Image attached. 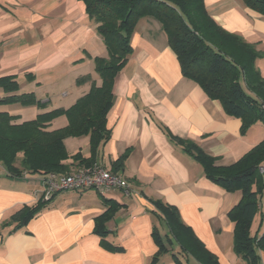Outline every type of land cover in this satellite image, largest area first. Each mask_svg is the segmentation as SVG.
Here are the masks:
<instances>
[{
  "label": "crops",
  "instance_id": "1",
  "mask_svg": "<svg viewBox=\"0 0 264 264\" xmlns=\"http://www.w3.org/2000/svg\"><path fill=\"white\" fill-rule=\"evenodd\" d=\"M203 2L217 25L254 47V67L264 79V16L242 0ZM130 46L132 53L112 86V107L106 116L109 140L99 146L91 165L110 170L111 162L129 150L116 174L128 183L130 194L115 188L103 193L62 191L16 229L2 222L20 206L42 199V177H8L2 167L0 264H150L158 248L155 234L166 250L158 264H176V258L199 264L181 252L154 202L175 207L181 222L218 264H244L233 252V224L228 218L241 200L240 190L225 191L206 178L200 164L172 138L194 143L216 166L224 167L264 141V124L257 121L242 133L240 119L228 116L182 74L157 20L139 19ZM106 56L81 1L0 0V77L15 76L20 90L30 89L42 103L61 89L66 105L56 108H69L90 89V82L76 85L77 78L89 75L99 85L93 58ZM65 125L66 119L59 117L49 129ZM64 144L69 155L90 154L87 136L67 138ZM263 200L264 191L250 228L258 237L264 233ZM107 210L105 233L96 234L95 219ZM259 255L264 264V252Z\"/></svg>",
  "mask_w": 264,
  "mask_h": 264
},
{
  "label": "trees",
  "instance_id": "2",
  "mask_svg": "<svg viewBox=\"0 0 264 264\" xmlns=\"http://www.w3.org/2000/svg\"><path fill=\"white\" fill-rule=\"evenodd\" d=\"M84 4L89 21L96 26L107 56L93 58L99 85L89 75L76 79V85L90 82L89 91L67 109L55 108L38 113L35 118L21 121L18 116L0 111V165L8 177L69 175L78 168H88L95 161L100 145L109 140L106 116L112 107V86L116 75L126 65L132 53L130 39L139 19L157 20L169 46L176 55L182 74L194 81L210 99L217 101L224 112L242 122L244 133L255 122L264 124V79L254 67L258 57L251 44L230 34L208 15L203 0H79ZM244 5L264 16V0H242ZM28 81H33L27 75ZM0 106L9 104H44L33 92H20L15 76L0 77ZM59 117L66 125L50 130V123ZM87 136L90 154L69 155L64 140ZM202 167L206 178L232 192L240 190L241 200L228 212L233 224V252L244 264H261L259 252H264V233L251 234L250 228L258 214L264 191V141L229 166H216L214 159L194 143L172 138ZM126 150L110 164L111 173H118L128 156ZM49 200L39 199L22 205L9 215L14 228L24 226ZM178 243L181 252L199 264H218L214 255L205 250L193 232L185 226L175 207L154 202ZM110 210V209H109ZM108 210L96 217L95 232L104 234ZM157 252L150 264H158L166 252L155 234ZM116 250H119L118 248ZM176 258V256H175ZM176 264H183L176 258Z\"/></svg>",
  "mask_w": 264,
  "mask_h": 264
},
{
  "label": "built area",
  "instance_id": "3",
  "mask_svg": "<svg viewBox=\"0 0 264 264\" xmlns=\"http://www.w3.org/2000/svg\"><path fill=\"white\" fill-rule=\"evenodd\" d=\"M259 171L264 173V168L260 167ZM41 184V197L45 201L56 193L69 190L92 189L103 193L115 188L125 196H128L131 192L128 183L123 178L111 173L100 164L77 170L69 175L48 174L41 178Z\"/></svg>",
  "mask_w": 264,
  "mask_h": 264
},
{
  "label": "rangeland",
  "instance_id": "4",
  "mask_svg": "<svg viewBox=\"0 0 264 264\" xmlns=\"http://www.w3.org/2000/svg\"><path fill=\"white\" fill-rule=\"evenodd\" d=\"M30 89L24 88L21 89L20 92H29ZM62 90H54L53 94H51V101L47 102V104L42 105L41 107H36L33 105H21V104H9V105H3L0 106V111H4L7 112L10 115H14V116H18V118L21 121H28L31 120L33 118H35V116L43 111H48L50 109H54L58 106L63 107L66 105V100L62 99V97L59 96V93ZM3 95V92L0 90V96ZM44 97V96H43ZM50 97V95H49ZM46 99V97L44 98ZM2 169V166L0 165V171ZM264 174V173H262ZM38 176H34V178H37ZM264 203V200H263Z\"/></svg>",
  "mask_w": 264,
  "mask_h": 264
}]
</instances>
